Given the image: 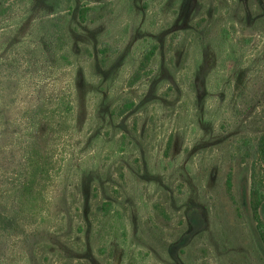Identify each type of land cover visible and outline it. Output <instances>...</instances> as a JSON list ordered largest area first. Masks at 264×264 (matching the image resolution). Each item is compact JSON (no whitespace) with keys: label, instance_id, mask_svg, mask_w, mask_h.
<instances>
[{"label":"rangeland","instance_id":"1","mask_svg":"<svg viewBox=\"0 0 264 264\" xmlns=\"http://www.w3.org/2000/svg\"><path fill=\"white\" fill-rule=\"evenodd\" d=\"M262 133L264 0H0V264H264Z\"/></svg>","mask_w":264,"mask_h":264},{"label":"trees","instance_id":"2","mask_svg":"<svg viewBox=\"0 0 264 264\" xmlns=\"http://www.w3.org/2000/svg\"><path fill=\"white\" fill-rule=\"evenodd\" d=\"M88 8H84L81 11V19L85 21V17L87 14ZM157 50V45H153L150 49L146 51L143 55L142 60L140 61L139 66L132 74L129 84L131 86L135 85L145 74L146 69L155 55ZM59 108L61 109H70L68 103H66L63 98L60 99ZM131 106H125L121 109V114L126 113L130 109ZM54 112V111H53ZM248 142L251 144L247 156L251 160V188H250V208L252 212V216L258 225V232L264 241V133L255 136L248 137ZM44 164V165H43ZM42 172L44 175L47 174L46 162L40 164L38 163L35 166L34 172L29 179H26L21 185L20 189L22 194L25 197H35V191L38 189L40 180L37 175ZM227 186L228 189L231 190L232 187V178L231 174H229L227 178ZM158 206V205H157ZM112 207L111 202H105L103 204V209L105 211H109ZM6 214L0 210V227L3 223L6 222Z\"/></svg>","mask_w":264,"mask_h":264}]
</instances>
